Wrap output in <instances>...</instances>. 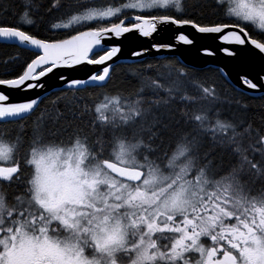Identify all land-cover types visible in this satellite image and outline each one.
<instances>
[{
  "label": "snow or ice",
  "instance_id": "6c2138e0",
  "mask_svg": "<svg viewBox=\"0 0 264 264\" xmlns=\"http://www.w3.org/2000/svg\"><path fill=\"white\" fill-rule=\"evenodd\" d=\"M0 17L17 49L0 60V264H264V115L179 59H135L149 49L112 83L120 41L191 27L260 54L239 81L264 100V0H0Z\"/></svg>",
  "mask_w": 264,
  "mask_h": 264
},
{
  "label": "water",
  "instance_id": "95a60500",
  "mask_svg": "<svg viewBox=\"0 0 264 264\" xmlns=\"http://www.w3.org/2000/svg\"><path fill=\"white\" fill-rule=\"evenodd\" d=\"M184 32L192 40L191 45H184L177 43L175 36L179 32ZM109 43H116V41H109ZM122 47L121 58L118 62L128 61L132 51L140 49H149V53L146 56L164 57L174 56L181 60L184 65L193 68H203L207 66L223 69L224 73H227V81L231 83L235 88L246 92L249 95H258L252 90L247 89L239 81L240 75L243 74L242 70H248L250 78L255 76L256 70L262 63L261 55L255 51L249 49H240L235 56H228L220 51L223 46L218 38L211 35L199 34L191 27H185L178 29L175 26H164L160 31L153 35L151 38H143L137 35H130L127 38L119 42ZM153 43H168L174 44L175 48L172 51L156 52L151 50ZM210 49L215 52V55L208 56L203 53V49ZM145 57V56H144ZM142 57V58H144ZM142 58H135L140 60ZM96 69L91 65L81 66L75 71L65 72L73 76L74 78H85L87 75ZM49 84L58 85L56 76H53ZM42 94V93H40Z\"/></svg>",
  "mask_w": 264,
  "mask_h": 264
},
{
  "label": "trees",
  "instance_id": "16d2710c",
  "mask_svg": "<svg viewBox=\"0 0 264 264\" xmlns=\"http://www.w3.org/2000/svg\"><path fill=\"white\" fill-rule=\"evenodd\" d=\"M5 17H0V19H4ZM13 17L8 16L6 19L9 21L12 20ZM17 55V49L14 47L0 43V60L7 59L9 57ZM165 57H170V58H175L174 56H165ZM164 58V57H163ZM163 58H156V57H146L142 60H144L146 63H153L155 64L158 60L161 62L163 61ZM139 64H117V69H116V74L114 75L112 83L117 84V85H127L129 83L130 77L128 75L129 69L130 68H135L139 67ZM193 68V67H191ZM200 70L201 75H207L211 80H214L218 86H221L224 91L231 95L233 94V89L235 88L231 83H229L225 78L220 74L219 69L211 66L203 67V68H195ZM111 86V84H110ZM237 89V88H235ZM238 91H241L237 89ZM245 95L243 99L251 105L252 111L249 113V116L256 122L258 125L260 123L259 117L261 115H264V100L261 99H251L252 96H258V95H249L246 92H244ZM44 105H41V108H43ZM34 119V117L32 118ZM19 126H30L29 122H21V125H15V124H10L7 125L8 128H17Z\"/></svg>",
  "mask_w": 264,
  "mask_h": 264
},
{
  "label": "flooded vegetation",
  "instance_id": "af4514ba",
  "mask_svg": "<svg viewBox=\"0 0 264 264\" xmlns=\"http://www.w3.org/2000/svg\"><path fill=\"white\" fill-rule=\"evenodd\" d=\"M209 2H210V0H209ZM13 19V18H12ZM148 58V57H150V56H145L144 58ZM151 57H155V56H151ZM165 57V56H164ZM144 58H142V59H144ZM156 58H163V57H156ZM117 64H128V65H130V63H126V62H117Z\"/></svg>",
  "mask_w": 264,
  "mask_h": 264
}]
</instances>
